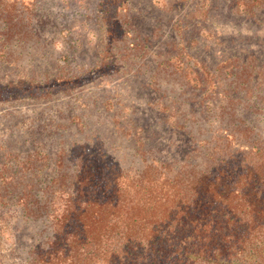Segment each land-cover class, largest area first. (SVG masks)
I'll use <instances>...</instances> for the list:
<instances>
[{"label": "rangeland", "instance_id": "1", "mask_svg": "<svg viewBox=\"0 0 264 264\" xmlns=\"http://www.w3.org/2000/svg\"><path fill=\"white\" fill-rule=\"evenodd\" d=\"M236 2L36 0L29 33L0 25L1 263L40 237L22 194L82 161L194 163L222 107L264 133V8Z\"/></svg>", "mask_w": 264, "mask_h": 264}, {"label": "trees", "instance_id": "2", "mask_svg": "<svg viewBox=\"0 0 264 264\" xmlns=\"http://www.w3.org/2000/svg\"><path fill=\"white\" fill-rule=\"evenodd\" d=\"M35 6L0 0L8 38L29 33ZM260 8L264 0L236 2L240 14ZM222 109L199 139V161H82L41 194L23 193L24 212L42 222L25 264H264V133Z\"/></svg>", "mask_w": 264, "mask_h": 264}]
</instances>
